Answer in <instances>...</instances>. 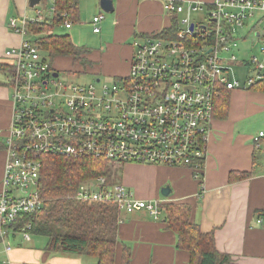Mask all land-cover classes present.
<instances>
[{
    "label": "built area",
    "instance_id": "built-area-1",
    "mask_svg": "<svg viewBox=\"0 0 264 264\" xmlns=\"http://www.w3.org/2000/svg\"><path fill=\"white\" fill-rule=\"evenodd\" d=\"M163 2V10L176 18L173 36L159 32L140 37L131 44L127 75L87 85L54 78L49 55L29 33L30 25L54 16V5L44 16L38 10L34 17L8 19V29L21 43L4 54L12 71L8 83L12 119L3 139L0 242L20 217L42 204L41 154L90 156L117 166L188 167L195 179L202 177L215 98L264 81V28L258 29L264 23V0ZM199 13L205 17L193 18ZM103 19L102 14L92 19L94 34L100 33ZM71 26V22L61 25ZM244 28L248 32L242 36ZM245 40L252 44L244 55ZM233 52L241 53L240 61ZM237 67L246 71L244 75H236ZM74 198L113 202L126 213L142 210L155 218L160 215L156 201L139 200L119 185L107 188L104 177L80 184ZM28 229L26 225L18 231L24 241L30 239Z\"/></svg>",
    "mask_w": 264,
    "mask_h": 264
},
{
    "label": "crops",
    "instance_id": "crops-1",
    "mask_svg": "<svg viewBox=\"0 0 264 264\" xmlns=\"http://www.w3.org/2000/svg\"><path fill=\"white\" fill-rule=\"evenodd\" d=\"M111 1L113 12L110 19H103L101 25L105 24L100 25L99 34L105 30L112 42L105 49L87 55L88 61L95 64L90 72L111 77L109 80L128 74L132 47L126 44L127 40L159 32L171 20L163 10V0ZM190 1L211 3L213 0ZM85 2L78 0V10L79 3L81 9L86 7ZM28 9V0H0V65L8 64L5 52L21 43V38L8 29L7 21L11 17L27 16ZM93 13V18L102 14L96 6ZM6 79L0 70V190L6 161L3 139L12 119L11 89ZM243 90L248 91L228 93L226 115L217 111L213 117L205 141L200 181L187 168L132 164L123 167L119 179H125L123 186L138 199L160 205H188L191 221L201 232L212 234L216 250L228 255L230 264H264V137L258 146L254 142L259 133H264V91ZM251 125L253 128H249ZM243 173L251 175L242 179ZM131 174L136 177L134 183L127 180ZM232 174L236 175L231 180ZM165 187L170 189L167 197L161 195ZM162 216L155 218L146 211L121 213L115 264H121L122 245L130 250L129 264L189 263V253L176 248V235ZM40 238L30 236L29 241H24L13 230L0 242V264H96V259L90 256L47 253L43 250L45 239ZM6 246L11 248L9 252Z\"/></svg>",
    "mask_w": 264,
    "mask_h": 264
},
{
    "label": "trees",
    "instance_id": "trees-1",
    "mask_svg": "<svg viewBox=\"0 0 264 264\" xmlns=\"http://www.w3.org/2000/svg\"><path fill=\"white\" fill-rule=\"evenodd\" d=\"M53 5V17L29 26L34 42L49 55L54 73H57V68L52 65L54 58H68L77 66L89 64L87 55L90 51L87 48L75 46L68 35L53 32L65 22L74 24L79 21L78 0H53ZM175 19L171 18L170 25L163 30L162 36H173L176 32ZM5 69V65H0L1 72L5 73ZM249 90L264 91V81ZM228 93L230 92H224L216 99L213 117L217 111L226 115ZM39 160V198L42 204L35 212L20 217L14 229L21 231L24 226L29 225L27 231L32 238L45 239L43 250L47 253L90 256L96 259V264H115L121 211L113 202L87 205L74 199L78 185L103 174L107 161L90 156L66 158L49 154L40 155ZM235 175L230 176L231 180ZM250 175L251 173H243L240 177L244 179ZM157 206L160 216L163 215L164 222L176 235V248L189 253L188 264L231 263L228 255L216 250L212 234L201 232L199 226L191 221V209L188 205L169 203ZM122 246L121 264H129L130 250L125 245Z\"/></svg>",
    "mask_w": 264,
    "mask_h": 264
},
{
    "label": "rangeland",
    "instance_id": "rangeland-1",
    "mask_svg": "<svg viewBox=\"0 0 264 264\" xmlns=\"http://www.w3.org/2000/svg\"><path fill=\"white\" fill-rule=\"evenodd\" d=\"M81 2V0H80ZM86 7L83 9L80 8V3H79V21L77 23L72 24L70 29H65L61 26L56 28L53 32L56 34L60 35H68L71 42L77 46V47H85L87 48L90 52L91 51H98L101 50V48H104L107 46V44H111L112 39L111 37H106L105 35V30L101 34H94L92 32V18H93V8L94 6L97 7L98 11L102 13L104 18L106 20L110 19L111 14H104L100 8V0H86ZM53 5V0H41V2L38 4V6L35 7V9H28L27 10V17H34L36 12L39 10L43 12V16L46 15L47 11L51 9ZM205 13H199L197 15H194L193 18H204ZM102 23V22H101ZM101 23L99 25H101ZM105 24V22L103 23ZM102 24V25H103ZM254 21H251L249 23V26L253 25ZM101 25V26H102ZM264 28V23H260L259 25V30H263ZM108 32V29H107ZM241 35L244 36L248 32L246 28H244L241 31ZM111 33V32H110ZM109 34V33H108ZM139 39V37H133L131 40H127L126 44L131 45L133 41ZM251 44L248 40H245V43H242L241 48L244 50V55L248 53V47H251ZM257 49V48H256ZM256 49L254 52L256 53ZM234 56L237 58V61H240L241 53H236L233 52ZM227 57V54L224 55V58ZM51 61V59H49ZM52 65L57 68L58 71V78L67 82V83H72V84H77V85H87L95 82L97 79H99L102 82H108L111 81L107 78L111 77H104L101 75H96V73H91L90 70L92 67L95 65L94 63H87L86 65H81L77 66L76 64L73 65L70 59L68 58H54L52 60ZM11 67L6 64V71H10ZM8 69V70H7ZM236 70V75H244V72H246L244 69L240 68H235ZM4 76V75H3ZM235 91H248V90H235ZM11 99V97H10ZM213 122V121H212ZM249 128H253V125H251ZM257 132V129H256ZM255 132V133H256ZM264 158V157H263ZM262 159V158H261ZM106 163V162H105ZM158 166V165H155ZM124 166H117V165H110L106 163V167L104 168V173L100 175H96L93 178L96 177H104L105 178V187L107 188H112L114 186H123L125 184V179L121 178L119 179V176L122 172ZM89 180V179H88ZM88 180H84L83 183L87 182ZM127 180L130 183H134L136 181V177L134 175H129L127 177ZM139 181V179L137 180ZM79 186V185H78ZM78 188V187H77ZM77 190V189H76ZM131 190H133V187H131ZM76 193V191H75ZM75 195V194H74ZM134 195V194H133ZM135 198H137L134 195ZM75 199V198H74ZM138 199V198H137ZM79 202H84L83 204L87 205H93V203H109V202H104L103 201H93L91 199H88L89 201H84V200H78L75 199ZM141 200V199H139ZM146 201V200H145ZM151 201V200H147ZM118 209L121 211V213L125 214H132V213H126L122 208H120L118 205H116ZM142 211V210H140ZM43 239V238H40Z\"/></svg>",
    "mask_w": 264,
    "mask_h": 264
},
{
    "label": "water",
    "instance_id": "water-1",
    "mask_svg": "<svg viewBox=\"0 0 264 264\" xmlns=\"http://www.w3.org/2000/svg\"><path fill=\"white\" fill-rule=\"evenodd\" d=\"M41 2V0H28V7L30 9H34L38 4ZM100 8L102 12L105 14H111L113 12V4L111 0H100ZM58 74L54 73L53 77L57 78ZM170 194V189L168 187H165L161 190V195L164 197H167Z\"/></svg>",
    "mask_w": 264,
    "mask_h": 264
},
{
    "label": "bare ground",
    "instance_id": "bare-ground-1",
    "mask_svg": "<svg viewBox=\"0 0 264 264\" xmlns=\"http://www.w3.org/2000/svg\"><path fill=\"white\" fill-rule=\"evenodd\" d=\"M166 12V11H165ZM167 13V12H166ZM168 14V13H167ZM169 15V14H168ZM170 16V15H169ZM171 17V16H170ZM172 18V17H171ZM163 30H165V29H163ZM163 30H161V31H159L160 33H162L163 32ZM159 32H156V33H152V34H149V35H146V36H150V35H154V34H157V33H159ZM131 58H132V56H131ZM131 62V61H130ZM8 66H9V63L7 64ZM130 68V67H129ZM12 72L11 70L10 71H6L5 72V75H6V77H7V79H6V81H5V83L8 85V83H9V75H10V73ZM56 73V72H55ZM57 74H58V72H57ZM57 78H58V76H57ZM95 82H98V80H96ZM9 86V85H8ZM245 89H250V88H245ZM231 92V91H230ZM219 96H217L216 98H215V101H216V99L218 98ZM212 120H213V114H212ZM212 123V122H211ZM260 134L261 133H259L258 134V136H256L255 138H258V142H259V140L262 138V137H260ZM264 134V133H263ZM264 137V136H263ZM254 138V139H255ZM258 142L257 143H255V145L256 146H258ZM5 145V144H4ZM5 150H6V146H5ZM41 155H43V154H41ZM204 161H205V158H204V160H203V165H202V172H201V176H203V167H204ZM127 165V164H126ZM121 166H125V165H121ZM153 166H155V165H153ZM159 166H164V165H159ZM166 167H170V166H166ZM173 168V167H172ZM174 168H187V169H189L188 167H174ZM190 170V169H189ZM192 172V171H191ZM192 174H193V172H192ZM193 176H194V174H193ZM195 179V178H194ZM202 179V177L200 178V179H197L198 181H200ZM83 184V183H82ZM13 230L14 231H16L14 228H13ZM4 242V241H3ZM2 241H1V243H3ZM10 250H11V248H10Z\"/></svg>",
    "mask_w": 264,
    "mask_h": 264
}]
</instances>
